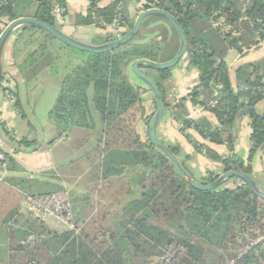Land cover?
<instances>
[{
    "label": "trees",
    "instance_id": "trees-1",
    "mask_svg": "<svg viewBox=\"0 0 264 264\" xmlns=\"http://www.w3.org/2000/svg\"><path fill=\"white\" fill-rule=\"evenodd\" d=\"M87 1L88 12L85 16H77L78 25L106 30L120 21L122 36L133 29L136 20L128 13L129 0H116L105 8L100 6L102 0ZM144 2L138 12L161 9L173 15L183 27L189 42L186 55L189 66L199 73V83L189 97L211 112L218 125L207 119H188L186 99L171 100L173 69L153 70L144 65L142 71L150 75L164 96L166 113L181 124L180 133L193 146L195 153L222 164L224 172L241 171L253 177L254 160L264 152V113L257 109L264 102V63L242 67L238 72L239 88L235 90L225 58L230 50L243 54L264 41V0ZM57 6L66 11L67 0H0V35L5 26L23 17H33L57 27L53 15ZM154 21L174 29L161 17H150L144 24ZM155 30L157 34L150 42L145 40L144 28L129 44L111 53L96 55L66 46L44 30L34 27L19 29L22 32L20 39L26 37L27 46L37 45V50L28 55V70L32 60L45 56L50 48L68 56L69 72L63 78L61 93L50 114L57 124L58 138L76 128L93 130L99 140L98 157L113 151L121 159L119 166L141 167L145 172L138 180L142 196L130 204L129 220L117 225L116 230L101 228L95 234L86 230L81 234L70 230L59 232L33 216L28 227L11 228L9 257L0 264H145L148 259H161L173 245L185 250L183 264H205L207 252L212 255L210 264H223L228 260L226 256L236 259L237 264H259L258 254L264 257V200L236 178L212 191L192 188L152 142L150 122L153 115L146 116L143 97L151 90L134 87L125 75V66L140 59L165 63L174 58L171 49H165L171 44L167 28L158 24ZM159 37L162 42L158 41ZM113 41L107 34L101 42ZM2 89L6 92L4 86ZM15 97L14 106L24 115L17 91ZM156 104L158 108L157 100ZM245 117L251 120L252 131L246 161L235 155L240 122ZM142 120L147 126L146 141L137 130ZM190 130L212 144L227 146L230 156H220L197 141ZM11 140L16 142L13 138ZM16 143L26 148L33 146L28 139ZM168 147L189 172L180 159L181 147ZM2 152L9 169H22L11 155ZM112 160L110 157L105 160L104 169ZM100 167L96 166L98 170ZM218 178L209 173L203 182H198L211 184ZM232 181H236L235 185L229 187ZM24 182L20 180V183ZM61 192L66 191L52 187L47 192L28 196ZM101 234L107 238L97 243ZM32 237L35 240L29 243ZM203 243H209L213 249H205Z\"/></svg>",
    "mask_w": 264,
    "mask_h": 264
},
{
    "label": "crops",
    "instance_id": "crops-1",
    "mask_svg": "<svg viewBox=\"0 0 264 264\" xmlns=\"http://www.w3.org/2000/svg\"><path fill=\"white\" fill-rule=\"evenodd\" d=\"M115 1L102 0L100 6L102 8L108 7ZM129 1L128 13L130 18L134 19L135 16L139 15L138 10L141 8L139 4H136V1ZM88 8L87 0H67V10L63 12L66 14H62L60 20L56 19L57 23L64 33L82 43L93 46L103 45L101 41L108 34V30L77 24V16H85ZM158 24L167 28L171 40L176 39L174 29L168 24L154 21L143 24L142 30L146 29L145 40L147 42L156 36L157 31L155 29ZM17 31L5 47L3 70L7 78L10 77L15 80L24 115L17 111L14 103L6 98L5 92L1 88L0 149L11 155L16 165L22 169L11 170L8 165H0V179L2 180L0 182V261H5L9 257L8 240L11 228H26L34 218L26 205L25 198L28 195H38L52 190V187L62 188L69 193L74 214L78 220L87 221L93 217L97 220L105 219V221L111 222L113 229L116 230L117 225L125 224L129 220L130 204L141 198L142 190L138 180L139 176L145 172V169L141 167L119 166L121 159L113 151L98 157L99 140L93 130L76 128L58 138L57 124L54 122V124L50 123V129L51 131L54 130L56 137L47 146L44 144V140L39 143L37 135L40 127L31 122L27 124L26 121L20 119L22 116H28L26 111L29 109L24 106L22 96L25 95L26 90L32 89L35 85L34 81H28L29 70L26 65L28 55L37 50V45L27 46L26 37L21 40L22 32ZM55 46L59 48L57 44ZM179 48L180 40L174 51V56ZM225 61L229 68L232 86L238 90L239 70L249 64L264 63V41L257 47L252 46L250 50H245L243 54L236 50H230ZM131 66L132 64L125 66V75L134 87L145 91L146 86L135 77ZM48 80H50L49 77ZM198 83L199 73L196 69L190 68L186 56L172 71L170 98L175 102L186 99V107L189 112L188 119L194 121L207 119L218 125L217 118L211 112L204 110L189 97ZM48 85L50 87L48 92L55 95L54 109L61 93V83L53 85L49 83ZM143 97L146 116L154 115L157 111L155 96L151 92H145ZM53 109L49 111L50 114ZM257 109L263 114L264 102L260 103ZM46 118L47 114L45 115ZM180 127L181 124L170 113L165 112L164 118L158 126V136L167 146L181 147L183 154L180 159L184 161L189 172L197 181L199 179V182H203L209 173L219 177L223 175L225 172L222 164L210 161L203 154L195 153L193 146L180 133ZM137 130L142 140L146 141L147 126L145 121L139 122ZM33 132L34 136H32ZM189 133L220 156L224 158L230 156L227 146L212 144L194 130H190ZM251 133V120L245 117L240 122L235 151V155L245 161L249 158L251 149ZM11 138L15 139L16 142L28 139L33 143V146L31 148L21 147ZM186 156H190V158L187 159ZM109 157L113 160L104 169L105 160ZM97 165H101L100 170L96 168ZM253 179L264 190V152L260 153L254 160ZM20 180L25 182L20 183ZM228 186L234 187V183L230 182ZM102 210H104L103 216H101ZM43 222L51 230L59 232L66 230V227L54 217H46ZM34 240V237L30 238L29 243Z\"/></svg>",
    "mask_w": 264,
    "mask_h": 264
},
{
    "label": "water",
    "instance_id": "water-1",
    "mask_svg": "<svg viewBox=\"0 0 264 264\" xmlns=\"http://www.w3.org/2000/svg\"><path fill=\"white\" fill-rule=\"evenodd\" d=\"M150 17H161L167 20L176 31L180 40V48L176 53V55L174 56V58L169 62L156 63L151 60L140 59L132 63L131 66L132 72L135 75V77L141 82H143V84L149 90H151V92L153 93V95L155 96L158 102L157 111L150 122V136L153 144L157 147L158 150H160L168 157V159L171 161L177 173L181 177H183L188 183V185L191 186L192 188L199 191H212L221 188L226 183L236 178L242 181L243 183L249 185L253 189L255 194L264 200V190L262 189V187L253 179V177L241 171L225 172L215 182L211 184L199 183L191 173H189L187 170L184 169L179 158L159 138L158 126L162 121V119L164 118L166 112L165 100L162 92L160 91L154 80L142 71V66L146 65L153 70L174 69L186 57L189 48L188 37L183 27L173 15H171L170 13L164 10L153 8V9L141 11L135 21L133 29L130 32H128L125 36L119 38L118 40L99 46H93L82 43L77 39L67 35L58 27L49 25L36 18L33 17L19 18L9 23L3 30L2 34L0 35V89L3 86V81L5 79V74L3 70V55H4L5 47L9 39L13 36V34L22 27H34L44 30L50 35H52L57 41L63 43L66 46H69L81 52L101 55V54L111 53L119 49L120 47L134 41L140 34L145 20H147Z\"/></svg>",
    "mask_w": 264,
    "mask_h": 264
},
{
    "label": "rangeland",
    "instance_id": "rangeland-1",
    "mask_svg": "<svg viewBox=\"0 0 264 264\" xmlns=\"http://www.w3.org/2000/svg\"><path fill=\"white\" fill-rule=\"evenodd\" d=\"M136 1V4H139V7L143 8L145 4V0H131V2ZM244 2H247L249 0H243ZM138 17V16H137ZM137 17H134V20L137 19ZM57 27L60 29V26L57 23ZM175 31V30H174ZM176 39L171 40V44H169L165 49L169 48L171 49V54H174V51L177 48V44L179 41V37L175 31ZM159 42H162L163 39L159 38ZM176 41V42H175ZM45 56L37 57V60H32L33 64L29 65V74H28V81L29 82H35V85L30 90H26L25 95L22 96V102L24 106H27L29 110L26 111L28 114L27 117L22 116L20 119L26 121L27 124L30 122L35 125L39 126V133L37 135L39 143H41L44 140V144L47 146V144L53 140L56 137L55 132L51 131L50 129V123L54 124V121L49 117V111L53 109V101L55 100V95L48 92L49 83L51 85L62 83L63 78L67 76L68 74V56L65 54H60L56 48H50L49 52L44 53ZM48 77L50 80H48ZM143 83V82H142ZM152 93V92H151ZM50 107V109H49ZM47 114V118L45 119V115ZM154 116V115H153ZM32 136H34V132L32 133ZM199 181V179H198ZM235 185L236 181H232ZM237 182H241L240 180ZM259 182V181H258ZM264 185V184H263ZM71 199V198H70ZM72 202V201H71ZM104 210L101 212V216H103ZM100 216V217H101ZM77 219V218H76ZM101 220V221H100ZM97 220V218H90L87 221L79 220L85 223L84 228L78 232V234H81L83 230H86V232H89L90 234H95L101 228L103 229H113V225L108 220L105 221V219ZM58 221V220H57ZM62 230V229H60ZM107 234V232H106ZM107 237H105L103 234L99 235L97 238V243H100L104 241ZM202 246L205 249H213L211 248V245L209 243H203ZM260 253V252H259ZM171 256H174V259L172 260L171 264H183L182 260L184 259V254L180 256L177 255L176 250H174ZM180 256V257H179ZM207 252L205 259V264H210L212 255ZM176 257V260H175ZM226 262L223 264H237L236 259H232L231 256L228 257ZM258 260L259 264H264V257L261 256V254H258ZM145 264H162L161 259L158 257L153 259H148L145 261Z\"/></svg>",
    "mask_w": 264,
    "mask_h": 264
},
{
    "label": "built area",
    "instance_id": "built-area-1",
    "mask_svg": "<svg viewBox=\"0 0 264 264\" xmlns=\"http://www.w3.org/2000/svg\"><path fill=\"white\" fill-rule=\"evenodd\" d=\"M63 12L64 10L60 6H57L53 12V15L56 19L60 20ZM105 27L107 26L105 25ZM106 30H108V34L114 39V41L123 37L121 35L123 30L120 28V21L114 22L112 25L108 26ZM3 86L6 89V98L10 102L14 103L16 98L15 93L17 91L15 81L11 80L10 78H6V80L3 81ZM5 161V154L0 151V165H5ZM1 181L2 180L0 179V182ZM25 201L28 211L40 221H43L46 217H54L66 227V230L75 231L76 233L81 231L85 226L84 222L76 219L68 192L44 196H27ZM174 250H176L177 255L179 254L182 256L185 254V250L183 248L173 245L168 248L165 251V254L161 257L162 264H171L172 260L174 259V256H171V253Z\"/></svg>",
    "mask_w": 264,
    "mask_h": 264
}]
</instances>
